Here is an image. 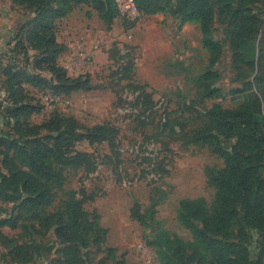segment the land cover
I'll list each match as a JSON object with an SVG mask.
<instances>
[{
  "label": "rangeland",
  "instance_id": "rangeland-1",
  "mask_svg": "<svg viewBox=\"0 0 264 264\" xmlns=\"http://www.w3.org/2000/svg\"><path fill=\"white\" fill-rule=\"evenodd\" d=\"M159 1L171 5L174 0ZM210 2L213 18L207 38L217 52L204 46L200 24L181 23L169 11L136 22L117 12L107 33L86 38L67 67L68 75H82L85 87L57 97L25 89L28 100L18 99L35 112L21 117L16 127L6 113L4 69L14 65L28 74L50 76L31 64L41 57L40 51L26 43L16 47L39 7L0 0V139L23 142L28 128L53 116L71 120L84 136L62 161L64 179L50 185V203L30 214L19 209L26 198L17 174L22 167L11 162L12 152L6 151L5 159L0 148V223H14V228L0 227V264H162L166 237L174 241L166 264H199L198 256L187 249L192 233L179 219L181 205L190 202L209 209L216 204L213 176L225 170L227 162L209 138L218 137L222 150H236L245 159L252 129L247 118L240 122L247 127L239 123L240 146L236 137H225L216 115L238 111L247 103H252L248 114H257L253 102L264 109V95L251 86L258 71L251 64L259 63L260 74L264 72V0ZM234 28L249 36L239 50L226 35ZM255 30L258 35L253 37ZM96 41L103 43L97 49ZM252 93L255 100L249 99ZM263 120H256L261 129ZM36 134L39 139L48 136L44 130ZM249 158L259 174L257 218L246 228L237 205L231 232L222 236L238 246L237 264H264V155ZM72 204L82 212L76 218L81 237L70 243L57 228L74 216V209H66ZM17 246L29 249L28 259L15 256ZM181 246L184 251L172 256Z\"/></svg>",
  "mask_w": 264,
  "mask_h": 264
},
{
  "label": "trees",
  "instance_id": "trees-1",
  "mask_svg": "<svg viewBox=\"0 0 264 264\" xmlns=\"http://www.w3.org/2000/svg\"><path fill=\"white\" fill-rule=\"evenodd\" d=\"M222 1L216 0V3L220 5L223 3ZM18 2L39 8L31 28L25 35L21 33L16 40V47L26 43L31 49L40 51L41 57H35L31 64L34 65L35 71H46L50 78L37 73L28 74L25 69L22 70L14 65L4 69L1 76L4 79L3 84L9 102L6 113L8 121L12 120L16 127L19 126L21 117L27 118L35 112L33 106L23 101L24 98L27 99L25 95L27 90L25 89L50 92L57 97L60 92L69 94L85 87L83 77H69L66 70L57 63L61 53V48L56 42L58 20L81 5L96 11L99 19L107 27L118 14L113 0H18ZM134 3L141 18L169 11L180 17L181 23L200 24L204 36H206L204 46L212 53L217 52L216 44L207 38L209 35L208 25L213 18V6L210 0H174L171 5L166 1L160 2L159 0H134ZM253 23L258 25L256 20H253ZM226 35L235 50H239L249 37L241 29L236 28L226 32ZM257 35L258 32L255 30L251 36L256 37ZM28 64L26 61V66ZM251 65L253 70L255 68L258 70L251 86L253 85L255 90L261 91L264 95V89L261 90L259 87V85H264V72L260 74L259 63L255 65L256 67ZM252 98L254 100L257 98L256 93L249 95V99L252 100ZM255 105L257 114L255 111L248 114L252 103H247L238 111H221L216 115L217 120H220V127L224 131L225 137H236L240 146L243 144V138L238 134L240 125L247 127V124L240 122L247 118L246 123H252L250 125L252 127L250 144L247 149L248 157L245 159L236 150L231 154L222 150L218 137L209 138L216 154L227 162L226 169L213 176V181L217 186L216 204L209 209L190 202H183L181 205L179 219L182 225L192 233V242L187 245V249L198 256L199 264H237L238 246L230 240L224 239L222 235L228 230L231 232L232 218L237 215V205L241 207L239 221L246 228L250 229L253 219L257 218L255 213L258 209L256 184L259 174L258 168H254L251 164L249 156L253 153L264 155V124L262 129L256 124L257 118L264 119V109H261L260 104L258 106L256 102H253V106ZM38 130L46 131L48 136L43 139L37 138ZM26 132L28 135L23 142L15 140L6 142L0 139V148L5 151V159H7L6 151L12 152L11 162L15 161L22 167V170L17 171V174L20 176L18 179L22 183V191L26 198L20 204L19 209L25 214H30L50 203V185L61 184L64 179L62 161L64 158H68L69 150L77 142L83 140L84 136L78 134L71 120L57 116H53L52 119L39 127L28 128ZM29 137L32 139L31 141L27 140ZM251 175L254 177L252 180H250ZM66 209L68 211L74 209V216L72 218L68 216L66 223L58 225L57 234L65 242L73 243L81 237L76 218L77 215H82V212H79L78 204L66 205ZM5 226L14 228V223L11 224L8 221L0 223V227ZM167 238L163 239L165 247L161 250L162 264H166L171 258L168 253L174 241L170 243ZM177 243L181 245V243ZM184 248L181 246L174 250L172 256H178L184 251ZM15 256L26 260L29 258V249L25 246H17Z\"/></svg>",
  "mask_w": 264,
  "mask_h": 264
},
{
  "label": "crops",
  "instance_id": "crops-1",
  "mask_svg": "<svg viewBox=\"0 0 264 264\" xmlns=\"http://www.w3.org/2000/svg\"><path fill=\"white\" fill-rule=\"evenodd\" d=\"M97 26H92L93 23ZM58 30L56 33V42L61 48L58 57V65L67 71V67L76 60L81 49L84 48L85 39L91 35L107 33L106 26L99 19L98 14L92 8H75L69 12L64 18L57 22ZM96 32V33H95ZM103 43L95 42V49L99 48ZM72 51V54L70 53ZM69 77L77 78L82 75Z\"/></svg>",
  "mask_w": 264,
  "mask_h": 264
},
{
  "label": "built area",
  "instance_id": "built-area-1",
  "mask_svg": "<svg viewBox=\"0 0 264 264\" xmlns=\"http://www.w3.org/2000/svg\"><path fill=\"white\" fill-rule=\"evenodd\" d=\"M119 16L129 22H136L141 19L140 12L138 11L134 0H113Z\"/></svg>",
  "mask_w": 264,
  "mask_h": 264
}]
</instances>
